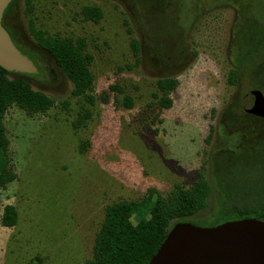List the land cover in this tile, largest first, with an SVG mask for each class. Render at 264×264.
<instances>
[{
    "label": "rangeland",
    "instance_id": "rangeland-1",
    "mask_svg": "<svg viewBox=\"0 0 264 264\" xmlns=\"http://www.w3.org/2000/svg\"><path fill=\"white\" fill-rule=\"evenodd\" d=\"M25 1L13 0L2 22L39 68L22 78L54 103L43 114L10 106L3 115L14 179L0 188V217L11 205L17 221L0 226V264H84L107 205L139 206L148 189L152 201L166 198L175 185L190 187L198 173L211 191L206 208L187 220L212 224L223 154L253 161L264 138L255 107H240L248 81L230 86L226 77L250 26L264 30V0ZM83 6L99 9L101 19L83 21ZM28 21L51 36L83 40L92 105L71 95V83L29 35ZM131 40L138 42L137 62ZM161 78L177 82L169 109L158 106L154 83ZM85 109L89 118L73 128Z\"/></svg>",
    "mask_w": 264,
    "mask_h": 264
},
{
    "label": "trees",
    "instance_id": "trees-1",
    "mask_svg": "<svg viewBox=\"0 0 264 264\" xmlns=\"http://www.w3.org/2000/svg\"><path fill=\"white\" fill-rule=\"evenodd\" d=\"M28 1H25L26 4ZM30 11V7L26 8L27 13ZM79 15L83 21L92 23H97L101 19L100 10L91 6L80 8ZM27 30L37 47L51 57L54 65L71 83V95L82 97L83 101L92 105L94 98L89 92L93 78L88 68L91 57L84 52L83 40L73 41L69 38L51 36L35 29L33 23L29 21ZM7 32L10 33L8 29ZM247 36L244 48L235 59L233 67L227 72V83L235 86L239 80L246 78L249 89L264 93V30L256 25L250 26ZM129 46L136 58L138 42L131 40ZM26 57L34 64L38 74L39 68L31 57ZM23 76L29 75L7 72L0 67V188H4L14 179V175L8 170L6 153L8 141L2 126L5 111L14 106L26 115L43 114L54 103L47 95L34 91ZM154 84L158 92L159 108L169 109L172 105L170 93L176 87V80L161 78L156 79ZM109 90L121 92L116 86H109ZM123 106L131 107L129 98L123 99ZM89 116V111L85 109L72 122V127H81ZM255 156L256 159L250 161L241 156L223 154L225 159L222 160L224 163L218 174L219 207L213 223L206 227L242 218L264 221V138L258 142ZM210 191L207 179L198 173L190 187L182 188L175 185L174 190L166 198L157 196L152 201L155 192L148 189L145 200L139 206L126 201L107 205L100 228L94 237L91 257L84 264H133V260L129 259H136L139 264H147L173 224L189 222L196 225L187 219L206 208ZM133 215L139 217L135 223L131 221ZM16 221L14 207L5 205L0 217V226L11 228ZM117 249L128 254L129 259L123 258L121 253H115Z\"/></svg>",
    "mask_w": 264,
    "mask_h": 264
},
{
    "label": "water",
    "instance_id": "water-1",
    "mask_svg": "<svg viewBox=\"0 0 264 264\" xmlns=\"http://www.w3.org/2000/svg\"><path fill=\"white\" fill-rule=\"evenodd\" d=\"M11 0H0V67L7 72L32 75L37 69L12 43L3 25ZM264 118V94L248 90L240 101L244 113ZM147 264H264V221L242 218L206 227L178 222Z\"/></svg>",
    "mask_w": 264,
    "mask_h": 264
},
{
    "label": "flooded vegetation",
    "instance_id": "flooded-vegetation-1",
    "mask_svg": "<svg viewBox=\"0 0 264 264\" xmlns=\"http://www.w3.org/2000/svg\"><path fill=\"white\" fill-rule=\"evenodd\" d=\"M5 27V26H4ZM6 28V27H5ZM6 30H7V28H6ZM9 34V37H10V39H11V41H12V43H13V39H12V35H11V33H8ZM14 44V43H13ZM15 46V45H14ZM16 47V46H15ZM16 49L18 50V51H20L17 47H16ZM242 113H244L243 111H242Z\"/></svg>",
    "mask_w": 264,
    "mask_h": 264
}]
</instances>
